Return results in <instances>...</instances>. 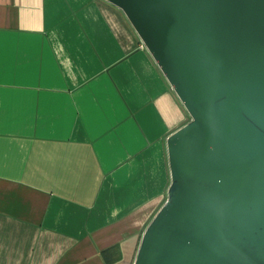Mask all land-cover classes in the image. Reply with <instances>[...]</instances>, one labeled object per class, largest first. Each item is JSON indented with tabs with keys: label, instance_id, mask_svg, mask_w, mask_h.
<instances>
[{
	"label": "crops",
	"instance_id": "crops-1",
	"mask_svg": "<svg viewBox=\"0 0 264 264\" xmlns=\"http://www.w3.org/2000/svg\"><path fill=\"white\" fill-rule=\"evenodd\" d=\"M190 115L107 0H0V264H131Z\"/></svg>",
	"mask_w": 264,
	"mask_h": 264
},
{
	"label": "water",
	"instance_id": "water-1",
	"mask_svg": "<svg viewBox=\"0 0 264 264\" xmlns=\"http://www.w3.org/2000/svg\"><path fill=\"white\" fill-rule=\"evenodd\" d=\"M107 1L191 117L133 264H264V0Z\"/></svg>",
	"mask_w": 264,
	"mask_h": 264
},
{
	"label": "rangeland",
	"instance_id": "rangeland-1",
	"mask_svg": "<svg viewBox=\"0 0 264 264\" xmlns=\"http://www.w3.org/2000/svg\"><path fill=\"white\" fill-rule=\"evenodd\" d=\"M134 258H135V257H134ZM134 258H133V259H134ZM133 259H132V260H133ZM133 261H134V260H133ZM133 261H132V263H131V264H133Z\"/></svg>",
	"mask_w": 264,
	"mask_h": 264
}]
</instances>
